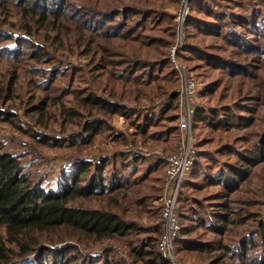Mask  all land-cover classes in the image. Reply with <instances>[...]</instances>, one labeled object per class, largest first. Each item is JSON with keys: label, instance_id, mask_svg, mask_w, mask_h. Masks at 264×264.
I'll list each match as a JSON object with an SVG mask.
<instances>
[{"label": "trees", "instance_id": "16d2710c", "mask_svg": "<svg viewBox=\"0 0 264 264\" xmlns=\"http://www.w3.org/2000/svg\"><path fill=\"white\" fill-rule=\"evenodd\" d=\"M116 1L101 8L99 0H0V62L13 63L0 77V104L13 99L18 90L23 61L32 63L26 64L27 73L44 78L32 80L41 93L28 94L23 112L35 128H22L16 111L4 107H0V120L36 143L58 144L82 154L69 168L61 187L51 190L25 170L22 154L6 150L0 140V225L5 233L0 237V264H22L26 257L51 246L59 250L49 259H36V264H90L75 252L66 256L67 249H60L70 247L71 242L85 246L121 242L133 261L166 264L157 250L162 200L150 192L162 189L167 160L159 158L138 169L145 162L140 154L119 162L116 158L125 151L121 146L127 144L135 148L155 144L170 154L178 149L168 143L178 136V125L174 124L178 95L172 86L177 73L169 59L175 30L168 21L165 37L149 34L161 29L146 24L149 17L158 19L156 9L139 2ZM255 5L246 14L212 0H188L183 46L175 55L181 60L197 58L203 66L217 70L220 75L207 83L206 95L217 101L229 98L228 108L196 107L191 128L200 123L213 131L227 132L255 125V114L264 107V66H260L264 59V11ZM15 31L18 34L14 35ZM203 35L219 39V47L214 48L228 54L208 51L213 48L193 40ZM32 37L53 51L59 48L84 57L85 68H61L57 54L36 44ZM43 64L52 66L45 70L40 66ZM77 72L88 74L97 92L88 88L85 79V85L77 87ZM64 77L67 82L61 86ZM167 94V104L158 114H150L148 104ZM117 115L132 129L127 135L111 126ZM56 117L61 133L67 136L40 135L39 128H46ZM162 121L164 128L155 130ZM107 138L113 150L86 157L98 139ZM240 140L246 145L241 152L229 148L228 143L219 152L231 162L209 158L220 164L215 175L200 163L209 153L196 152L188 176L181 182L175 203L179 223L175 247L192 257L189 264H201L204 259L210 264H225V257L230 261L226 264H264V183L263 192L255 191L258 198L242 200L239 196L242 185L251 182L257 170L264 173V126L254 135L240 136ZM200 178L205 184L194 182ZM208 185L219 187L216 201L208 202L213 203L208 204L210 208H203V213L190 205L187 208L184 200L190 196L184 194V186L201 191ZM151 197L161 201L152 212L156 220L152 227L139 225L132 213L147 212ZM255 205L260 210L252 211ZM197 206L201 208L202 203L197 202ZM199 227L211 238L197 234ZM142 232L150 234L140 238ZM102 260L116 264L107 256Z\"/></svg>", "mask_w": 264, "mask_h": 264}, {"label": "rangeland", "instance_id": "374dc122", "mask_svg": "<svg viewBox=\"0 0 264 264\" xmlns=\"http://www.w3.org/2000/svg\"><path fill=\"white\" fill-rule=\"evenodd\" d=\"M212 1H215V3L218 5H223L224 8H228L229 6L233 8L234 12L248 14L249 12H251L250 8L254 7L253 4H256L255 6H257L259 10L264 11V0L262 1L253 0V3H252V0H212ZM114 2L116 3L118 1L99 0V6L103 8L105 5L107 4L109 5V3L113 4ZM136 2H139L140 4H144V6H148L150 8L156 9V12H158L156 16L160 14L158 19L149 17V19L147 20L146 24L148 27L149 25H155L156 27L161 28V29L156 28L154 30H151L149 34H155L160 37H165L166 31L168 32L167 28H169L167 27L168 26L167 24H168V21H170V24L171 25L173 24V30H175V35L173 37L174 39H173V42L170 48L175 43H177L179 39L182 40L181 47L183 46V39H184L185 34L183 30V25H179L177 15H179L180 12L182 11L184 0H128V1H125V3L127 4H137ZM164 14H170L172 16H174L175 14L176 16H175V19H173V17H170V15L166 16ZM156 20L157 21L159 20V23H156ZM174 20L176 22L175 27H174ZM13 34L14 35L18 34V31H15V33ZM33 38L36 41L33 40ZM31 39L36 44L45 45L47 51L51 53L54 52V54H57V58L61 60L62 62L61 68H64L66 66H69V67L78 66L81 69L85 68L86 59L84 57L77 56L74 53H70L67 50H63L59 48H57L56 51H53V48L52 49L48 48L47 45L44 44L41 40H38L37 37H32ZM193 40L197 43L204 45V47L208 46V48H213L212 50L207 49L208 51L216 52L218 54L222 53L224 55L228 54L227 51L225 52L223 50L215 49V48H218L220 44L219 39H215V37L203 35V37H198L197 39H193ZM7 44L11 45V42H7ZM73 50L75 51L74 46H73ZM238 59L240 58L238 57ZM176 60L179 64L183 65L186 68L187 74L193 76L194 81L197 84L198 89H197L196 98H195V102L197 105L196 107L207 108V106H217V108H221L222 106H227L228 108L229 98L221 99L217 101L216 97L206 95L207 83L213 80L216 76L220 75L217 70L213 71V70L208 69V67L203 66L204 63L197 58H191L190 60H187V59L181 60L176 57ZM27 63L32 64L31 62L29 63L28 61ZM27 63L26 61L22 62V66L24 69L21 71V76L18 78V81H17L18 90L14 93L13 99H10L4 105L0 104V107L2 108L4 107V108H8L9 110H15L17 113L16 120H18L17 121L18 124H20V126L25 129L33 126L32 125L33 122L30 121L27 117H25V115H23L24 108L26 107V100L30 98L28 94L32 92H35L36 94L41 93L37 88H35V85L32 83V80L42 81L44 79V78H41L40 76L38 77L37 75L27 73V70H28L27 65H26ZM12 64L13 63L11 61H7L5 59H3L0 62V75H1L0 77L6 74L8 66ZM40 66L43 69L47 70L52 65L43 64ZM260 66H264L263 58H261ZM187 69L191 72V74L188 72ZM47 74H48V71H47ZM82 79H85V81H87L88 88H92L94 92H97V88L90 81H88L89 75L86 73L84 74L82 72H77L76 78L74 80V84H76L77 87L84 86L85 84L83 83L84 81L82 82ZM66 82H67V78L64 77L63 79H61V83L59 84L61 86H65ZM172 86H173V91L176 92L178 95V113H179L180 95H179V92L175 91L180 88V76L178 73H177V78L172 81ZM221 86L218 87V89H220ZM168 95L169 94H167L165 98L164 97L156 98L155 99L156 101L150 102L148 104L150 109L149 110L147 109V111H149L150 114L151 113L158 114L161 108H163L167 104ZM234 112H239V111L234 109ZM225 115H227V113H225ZM246 116H250V115L247 114ZM57 117L54 120H52V122H50L46 128L42 127L40 129L38 127L39 134L42 136L59 137V138H63L67 136L66 133L64 132L61 133L60 119H58ZM255 118H257L255 125H252L251 127L249 126L245 128H239V129L231 128L230 131H227V132L213 131L212 129L200 123H197L193 128L190 129V134L192 137V141L194 143L195 151L209 153V157L207 155H204L203 157H201L202 159L200 163L206 166L204 170L209 171L213 175H215V170L217 169V167L220 168V164H218L219 162H227V161L231 162L232 161L231 159H228L226 155H224L223 153H222L223 155L222 154L219 155V152L224 144L228 143L230 146L229 148H233L238 152H241V150L246 147L245 143L240 140V136H243L244 134L254 135L259 131V129H261L264 126V107L263 106L255 114ZM176 123L177 121L174 122V124ZM110 124L113 127L115 132L122 131L126 135L132 130L131 128H129L127 120L123 116H120V115H117L114 118H112V120L110 121ZM160 124L159 126L155 127V130L160 131L161 129L164 128L163 126L166 125V123L163 121ZM32 128H35V127H32ZM177 131H178V136H174V139L171 137L168 143L169 145L175 144L179 148L181 141H182L181 139L182 134L179 131V129ZM0 140L3 142V146L6 150L11 151L13 153L22 154L21 160L24 163L25 170L27 172H30L34 178L39 180L41 183V186H43L46 189H51V190L59 189L61 187L64 179L66 178L68 174L67 172L69 168L71 167L72 164H74L78 155H82V154H77L73 149H69V148L67 149V148H64L63 146H58V144L51 146L50 144H47V143L46 144L36 143L30 137H27V135L22 134L18 129L14 128L11 124L3 120H0ZM112 146L113 145H111L110 141H108V138L106 140L98 139L94 143L93 150L85 153L87 155L86 157L87 158L97 157V154H100L99 152H102L105 150H108V151L113 150L114 148ZM127 149H129V151H127ZM121 150H125V151L121 153L122 155L117 156L116 158L117 162L121 160H129L136 153L140 154L144 158L145 162H143L141 166L136 167L138 169L143 168L146 163L153 164L159 158H164L167 160V157L171 155L169 151L164 153L161 147L155 146V144H151V145L140 147V148H135L132 145L127 144V145L121 146ZM174 152L175 150L172 151V153ZM100 155L103 156V153H101ZM211 156H213L215 160H218L219 162L212 161V160L210 161L209 158ZM263 176H264L263 171H261V169L257 170L251 182L242 185L241 191H240L241 194L239 195L241 196L240 198H242V200H244L245 198H250V197L258 198L255 195V191L263 192L261 189L263 188L262 184L264 183ZM194 182L198 184H205L203 183L204 181L201 178L194 180ZM218 188L219 187L208 185L205 188H203L201 191H196L193 188H187V186H184V190H183L184 194H187L188 196H190L188 200L186 201L184 200V203H186L187 208L191 206L197 209L198 211H201L203 208L205 209L210 208L208 207V204H213V203H208V202L216 201V199H214V196H216V193L218 192ZM150 193L152 194V196L160 195L161 200H162L164 190L162 187L160 191H154L153 189L151 190ZM197 202L202 203L201 208L197 206ZM160 203L161 201H157L155 199H152L151 197L147 201V207H146V209L148 210L147 212H140L136 215L132 213L134 216V221H136L139 225L152 227L154 220H156V218L155 219L153 218L152 212L156 208V206H158V204ZM251 210L257 211V210H260V208L257 205H255L254 207L251 208ZM201 213L203 212L201 211ZM160 217H161V228L163 232V223H162L163 218L162 216ZM177 221H178V218H177ZM195 232L199 234L201 237L208 238V239L211 238V235H209L205 230H203V228L199 227L198 229H196ZM148 233L149 232H142L138 236L140 238L146 237L148 236ZM0 237H5L4 228L1 225H0ZM71 244L75 245V248L71 245L70 247L61 246L60 249L61 248H63V250L67 249L66 256L75 252L78 258H84V259L86 258L87 262H89L90 264H106L104 263V260H102L103 256H107L108 260H113L114 263L116 264H146L142 260L133 261L132 258L126 254V249L121 244V242H107L103 244L92 243L89 246L74 244L72 242ZM157 246H158V242H157ZM58 250H59L58 248H53V246L46 248L43 251L40 250L39 253H35L36 255L33 254V255L26 257L25 260H23L22 264H36V261L38 259H41V258L42 260L43 258L49 259ZM108 250H111V251H108ZM217 252L218 251H216V253ZM176 256L183 264H189L188 260H192V257H190L189 259L187 255H182L181 253H179L177 249H176ZM206 260L207 259H204V262H202L203 260H200L201 264H206L207 263ZM222 262L226 264V262L229 263L230 261L228 260L227 257H225L223 258ZM166 264H169V262H166ZM207 264H210V263H207Z\"/></svg>", "mask_w": 264, "mask_h": 264}, {"label": "built area", "instance_id": "2783aa9c", "mask_svg": "<svg viewBox=\"0 0 264 264\" xmlns=\"http://www.w3.org/2000/svg\"><path fill=\"white\" fill-rule=\"evenodd\" d=\"M187 2L188 0H184L182 11L177 15L179 25H183L184 23ZM181 45L182 40L179 39L170 48L169 59L171 65L180 76V88L175 91L179 92L180 95V111L178 113L177 125L182 134V141L179 148L167 157L161 208L163 232L157 246L161 258L169 262V264H183L176 256L175 240L179 230V223L175 214V203L181 182L187 176L189 168L196 158V151L190 129L192 125V114L197 106L195 98L198 88L193 76L187 74L186 68L176 60L175 51Z\"/></svg>", "mask_w": 264, "mask_h": 264}]
</instances>
